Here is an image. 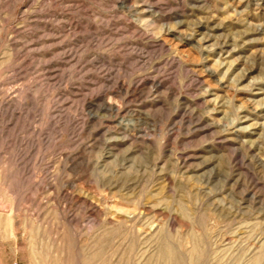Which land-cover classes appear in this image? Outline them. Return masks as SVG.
I'll return each instance as SVG.
<instances>
[{
  "label": "rangeland",
  "instance_id": "374dc122",
  "mask_svg": "<svg viewBox=\"0 0 264 264\" xmlns=\"http://www.w3.org/2000/svg\"><path fill=\"white\" fill-rule=\"evenodd\" d=\"M5 213L0 264H264V0H0Z\"/></svg>",
  "mask_w": 264,
  "mask_h": 264
},
{
  "label": "bare ground",
  "instance_id": "6f19581e",
  "mask_svg": "<svg viewBox=\"0 0 264 264\" xmlns=\"http://www.w3.org/2000/svg\"><path fill=\"white\" fill-rule=\"evenodd\" d=\"M0 219H2V221H0L1 222L0 224H2L3 228H8V229L10 228L11 229L12 225H11L10 213H7V214L5 213V215L3 217L0 216ZM163 236H159L158 238H156V240H157V250H156V253L153 255L152 259H154L157 264H185L182 261V259L180 258V256L178 255V252H176L174 250L173 246H171L168 242L165 241ZM258 247L260 249L259 253H261V251L263 252L264 251V241H263L262 244L258 245ZM200 251H201V248H200L199 241H198V239L195 236H193L192 245L189 248V255L191 256V258L198 257L197 255L200 253ZM94 255H96V254H94ZM191 264H192V262H191ZM250 264H261L259 255L253 256V258L251 259Z\"/></svg>",
  "mask_w": 264,
  "mask_h": 264
},
{
  "label": "crops",
  "instance_id": "0c3cea01",
  "mask_svg": "<svg viewBox=\"0 0 264 264\" xmlns=\"http://www.w3.org/2000/svg\"><path fill=\"white\" fill-rule=\"evenodd\" d=\"M1 217H3L2 215H0ZM0 221H2V219H0ZM1 223V222H0Z\"/></svg>",
  "mask_w": 264,
  "mask_h": 264
},
{
  "label": "built area",
  "instance_id": "2783aa9c",
  "mask_svg": "<svg viewBox=\"0 0 264 264\" xmlns=\"http://www.w3.org/2000/svg\"><path fill=\"white\" fill-rule=\"evenodd\" d=\"M14 264H18V263L15 262Z\"/></svg>",
  "mask_w": 264,
  "mask_h": 264
}]
</instances>
